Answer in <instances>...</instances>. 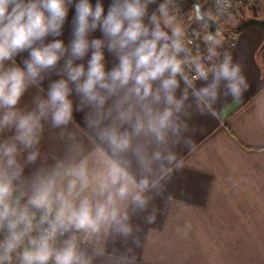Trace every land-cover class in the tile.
<instances>
[{
    "label": "clouds",
    "instance_id": "9594fccd",
    "mask_svg": "<svg viewBox=\"0 0 264 264\" xmlns=\"http://www.w3.org/2000/svg\"><path fill=\"white\" fill-rule=\"evenodd\" d=\"M181 13L182 0H0V264H137L156 202L179 203L189 121L250 86L220 31L194 54L201 33Z\"/></svg>",
    "mask_w": 264,
    "mask_h": 264
},
{
    "label": "crops",
    "instance_id": "0c3cea01",
    "mask_svg": "<svg viewBox=\"0 0 264 264\" xmlns=\"http://www.w3.org/2000/svg\"><path fill=\"white\" fill-rule=\"evenodd\" d=\"M184 1L188 8L193 5L188 14L194 20H200L197 7L212 9V0ZM244 1L259 9L247 18L238 15L239 21L229 19L227 30H236L244 19L264 18V0ZM71 16L70 12L63 36L66 41ZM219 27L218 21L216 32ZM197 43L194 54L205 48L202 36ZM263 44V29L238 30L227 52L242 64L250 86L240 100L222 97L211 114L196 115L189 121L196 129L192 134L194 149L180 150L184 170L169 185L179 203L164 209L156 202L163 215H158L155 225L143 226L137 264H264V113L258 112L264 104ZM108 59L111 66V57ZM35 91L31 90L29 97ZM48 144L46 140L44 147ZM186 222L192 229L182 237L175 229ZM152 229L163 234L156 235Z\"/></svg>",
    "mask_w": 264,
    "mask_h": 264
},
{
    "label": "rangeland",
    "instance_id": "374dc122",
    "mask_svg": "<svg viewBox=\"0 0 264 264\" xmlns=\"http://www.w3.org/2000/svg\"><path fill=\"white\" fill-rule=\"evenodd\" d=\"M186 2L184 0H182V16H181L182 22L185 24L187 29L188 28L192 29V31L194 33L200 32L201 36H202L205 31H208V27L205 28L204 27L205 24L202 21L194 20L192 17L191 18L189 17L188 12H189V10L191 11L194 7H193V5L190 4L189 8H188ZM254 5H255V3H251V4H248V5H246L245 7L241 8L239 10L236 9V10L230 11L228 15H226V16H224L222 18H215L216 20L219 21V24H220L219 31H220L221 37L223 38V47L220 49L221 52L225 51L226 43L228 41L227 37H229L228 34L231 31H234V29H228L227 30V27L229 25V24H227L228 20L231 19V18H234V19L238 18V15L239 16H244V18L252 16L251 14L253 13V10L254 9H256V10L259 9L258 5H255V6ZM152 7L154 8L155 5H153ZM238 21H239V18H238Z\"/></svg>",
    "mask_w": 264,
    "mask_h": 264
},
{
    "label": "water",
    "instance_id": "95a60500",
    "mask_svg": "<svg viewBox=\"0 0 264 264\" xmlns=\"http://www.w3.org/2000/svg\"><path fill=\"white\" fill-rule=\"evenodd\" d=\"M198 11V18L205 22L209 26V32L216 33V30L218 28V21L214 18L212 19H205L201 16V8L197 7ZM252 26H257L264 30V18L259 17H251L248 19H244L240 21V23L237 25L236 30H243ZM264 47V44H263Z\"/></svg>",
    "mask_w": 264,
    "mask_h": 264
},
{
    "label": "built area",
    "instance_id": "2783aa9c",
    "mask_svg": "<svg viewBox=\"0 0 264 264\" xmlns=\"http://www.w3.org/2000/svg\"><path fill=\"white\" fill-rule=\"evenodd\" d=\"M248 4H251V2L248 3V2H245L244 0H232V7L229 10V12L232 10H236V9L239 10ZM181 16H182V13H181ZM187 31H188V34L190 37H192L194 35V32L192 31V29L188 28ZM237 32H238V30H234L228 34L229 37H227L228 41L226 43V48H225L226 51H228V49H230L231 45L233 44V42L236 38Z\"/></svg>",
    "mask_w": 264,
    "mask_h": 264
},
{
    "label": "trees",
    "instance_id": "16d2710c",
    "mask_svg": "<svg viewBox=\"0 0 264 264\" xmlns=\"http://www.w3.org/2000/svg\"><path fill=\"white\" fill-rule=\"evenodd\" d=\"M226 51V50H225Z\"/></svg>",
    "mask_w": 264,
    "mask_h": 264
}]
</instances>
